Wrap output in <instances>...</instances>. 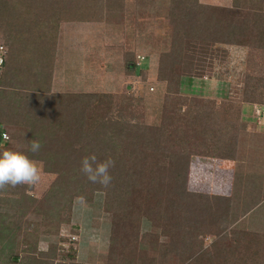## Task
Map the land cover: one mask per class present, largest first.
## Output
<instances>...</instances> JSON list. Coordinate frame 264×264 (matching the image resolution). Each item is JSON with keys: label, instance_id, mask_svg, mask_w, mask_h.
I'll list each match as a JSON object with an SVG mask.
<instances>
[{"label": "rangeland", "instance_id": "374dc122", "mask_svg": "<svg viewBox=\"0 0 264 264\" xmlns=\"http://www.w3.org/2000/svg\"><path fill=\"white\" fill-rule=\"evenodd\" d=\"M181 1L0 0V46L4 47L0 74L8 46H12V36L21 31L19 21L13 27L9 18L10 12L18 8H11L36 2L46 7H62L60 19L47 11L29 16L34 22L36 17L46 25L58 23L53 94L37 101L34 119L31 118L33 108L28 111L24 104L26 98L19 97L14 107L16 118L10 119L11 123L6 126L0 122V132L6 128L11 139L8 147L0 149V154L4 150L21 151L37 161L41 170L40 180L34 185L0 191V264H126L129 258L122 252L120 242L111 252L110 235L116 220L125 223V227L139 229L140 246L136 248L155 257V264L236 263L231 259H222L225 263L218 260L221 256L218 251L231 249L235 242L233 235L224 240L214 234L221 230L223 219L215 222L216 231L208 227L210 221L203 228L201 224V248L188 262L181 263L183 255L180 254L159 256L151 240L157 234L160 243L169 241L161 229L143 217L139 220L142 214L107 211L103 192L95 193L89 201L74 197L70 209L56 199V195L65 197L54 188L59 172L64 175L66 168L74 167L77 170L70 173L69 179H82L77 166L83 158H75L78 153L65 159L61 155L72 146L91 149L92 139L103 122L109 125L110 132L106 144L118 147L125 158L131 151L128 144L132 127L164 125L162 134L146 132L144 135L150 141L146 148L147 161L153 166L169 163L163 153L166 149L193 154L189 157L190 166L197 158L204 162L235 160L241 138L243 144L249 139L250 125L258 127L257 123L264 122V0H199L202 5L222 8L212 13L214 19L199 38L195 34L202 24L196 26L195 22L194 28L188 27L192 24L175 12ZM89 13L96 17V22L78 23ZM177 20L185 22V27H178L181 37L177 51L183 77L181 83L171 82L174 93H170L169 83L159 80L158 70L161 55L168 53L173 43L177 31L172 21ZM233 28L236 44L217 43L227 39ZM78 61L84 65L80 66ZM9 66L11 72L15 71L13 60ZM73 94L88 97L72 98ZM166 110L175 111L171 121L163 120ZM109 121H123L125 130ZM162 138L164 145L158 143ZM33 139L42 145L39 152L30 151ZM248 146L249 142L241 150L243 159L248 157L245 154ZM246 160V165L238 167L237 179L242 166L246 179L249 178V160ZM197 180L200 184L203 181L201 177ZM140 202L131 197L128 204L139 210ZM208 205L215 213L218 202L210 200ZM123 246L126 251L127 246ZM201 252L211 257L199 260ZM245 263L264 264L255 259Z\"/></svg>", "mask_w": 264, "mask_h": 264}, {"label": "trees", "instance_id": "16d2710c", "mask_svg": "<svg viewBox=\"0 0 264 264\" xmlns=\"http://www.w3.org/2000/svg\"><path fill=\"white\" fill-rule=\"evenodd\" d=\"M16 7L18 8L17 11H11L9 18L12 21L13 27H17L19 21L21 31L12 36V46H8V55L0 74V117H3L0 118V122L4 126L11 123L10 119L16 118L17 111L14 110V107L19 97L26 98L24 104L28 111L33 108L31 110V118L34 119V114L36 113L34 112V107L37 106V101L43 98L44 95L53 94V71L60 34L58 23L46 25L36 17L35 22L29 17L30 15L39 14L40 11H47L60 19L59 16L61 15L62 8L60 5H53L51 7L47 5L46 7V5L40 2L32 4L23 3L21 5L16 4L11 9H16ZM220 10H222L221 7L202 5L199 3V0H186V2L182 0L175 7V12L182 16V20H186L188 24H192V26L187 24L188 27H193L195 22L198 23L196 26L202 24L203 28L200 26L195 34V37L198 38L203 35L200 33H203V31L204 33L207 32L205 29L209 27L208 24L214 19V14L212 13ZM223 11H226V9ZM176 13L175 16L178 17ZM234 13L236 11H233ZM96 21V17H92V13H89V16L81 19L78 23H92ZM27 24H29V27ZM184 24L185 22L182 21H172V25L177 32L173 36L174 40L170 46V50L163 56L161 55L159 62L158 78L160 81L169 83L168 92L170 93H174L173 87H170L171 82L179 80L181 83V77H183V75L180 76L179 72L178 61L180 59L177 51L179 48L178 42L181 37L178 27H185ZM235 36L236 32L234 29L229 32L227 39H220L217 43L236 44L233 40ZM12 53H15L16 56L13 57ZM10 60H13L15 66V71L13 72H11L12 68L9 66ZM78 96L80 98L88 97V95L83 97L79 94H73L71 97L77 98ZM7 99L8 101H6ZM189 109L192 111L194 108ZM174 112L166 110L163 120L171 121L174 118ZM187 114L188 111H186L185 115ZM109 122L112 123L111 121ZM112 124L121 131L125 130L123 121H116ZM108 127L109 125L104 122L99 127L95 139H92L91 149L86 150L84 146L81 148L72 146L61 157L65 159L73 157V155L78 153L75 156L78 159L79 156L84 158L85 156L95 154L98 161L101 162L110 157L115 161V166L109 170L112 176L111 184L107 188H104L98 183L90 182L81 171V165L77 167L79 168L78 173L82 175V179L80 181L70 180V173L77 169L68 167L64 175H62V172H59L58 179L54 185V188L59 189L62 195L65 196L59 197L56 195L58 203L70 209L74 197H83L89 201L94 197L95 193L103 192L105 194V208L107 211H115L122 214L128 210V212L131 211L136 215L142 214L141 217L140 215L137 216L140 217L139 220L143 217L153 227L161 229L162 234L169 241L160 243L159 235L157 234H153L155 240H151L159 250V256L164 258L169 254H180V256L183 255L181 263L188 262L190 257H193L197 253V249L201 248L199 240L201 224L203 228L210 221L208 222V227L216 231L218 229L215 222L223 219L222 231L218 230V232L213 233L218 237H223L224 240H227L228 236L233 235L235 242L231 245V249L224 248L223 250L222 248L218 251L221 254L218 260L221 263H225L222 259H231L235 260V264H246L245 261H248V259L264 262V235L230 228L231 203L229 199L215 196L210 197V195L205 193L194 192L188 189L189 157L193 154L186 151L177 152L174 149H166V152L163 153L169 158L167 165L158 164L153 166L147 161L146 148L150 145V141L144 135L146 132L162 134L165 128L164 125L161 127H142V125L132 127L129 131L131 141L128 144L131 151L126 158L125 154L118 147H111L109 144H106L110 133ZM2 132L9 134L6 128L1 129L0 134ZM118 134L120 135L119 132ZM142 138L143 141H140ZM158 141L161 145L165 144L164 138ZM10 142L9 135V140L0 146V149L8 147ZM131 197L139 201L141 200V208L139 210L128 204ZM210 200L218 202V207L214 210L215 213L208 208ZM208 217L211 219L209 220ZM124 224L119 220L113 223V230L110 235L112 242L111 252H114V248L120 242L122 252L127 253L126 257L129 258L126 264H155V260H157L155 257L148 255V252L144 249L136 248V246H140V242H138L139 229H135L131 225L125 227L126 225L124 226ZM123 245L127 246L126 251ZM205 257L208 258L211 255L201 252L198 258L201 260Z\"/></svg>", "mask_w": 264, "mask_h": 264}, {"label": "crops", "instance_id": "0c3cea01", "mask_svg": "<svg viewBox=\"0 0 264 264\" xmlns=\"http://www.w3.org/2000/svg\"><path fill=\"white\" fill-rule=\"evenodd\" d=\"M77 63L84 65L81 61ZM257 125L251 124L247 135L249 146L245 154L248 157L246 155L243 159L241 154L247 143L243 144L241 138L235 160L211 159L204 162L197 158L190 166L189 188L194 192L229 199L230 228L264 235V122ZM247 158L249 178L246 179L242 166L237 179L238 167L246 165ZM199 177L203 179V184L197 180Z\"/></svg>", "mask_w": 264, "mask_h": 264}, {"label": "clouds", "instance_id": "9594fccd", "mask_svg": "<svg viewBox=\"0 0 264 264\" xmlns=\"http://www.w3.org/2000/svg\"><path fill=\"white\" fill-rule=\"evenodd\" d=\"M42 145L39 140L33 139L30 151L39 152ZM115 166V161L110 157L104 161H98L97 156H85L81 161V171L92 183H98L107 188L112 181L110 169ZM40 168L38 162L29 158L21 151L4 150L0 154V191L8 187L15 188L19 185H34L40 180ZM83 200V197H78Z\"/></svg>", "mask_w": 264, "mask_h": 264}, {"label": "built area", "instance_id": "2783aa9c", "mask_svg": "<svg viewBox=\"0 0 264 264\" xmlns=\"http://www.w3.org/2000/svg\"><path fill=\"white\" fill-rule=\"evenodd\" d=\"M4 52V47L0 46V67L2 66L4 62V56L2 55ZM9 140V135L5 132H2L0 134V146H2L4 143H6Z\"/></svg>", "mask_w": 264, "mask_h": 264}]
</instances>
